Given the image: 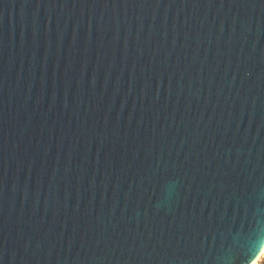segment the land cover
<instances>
[{"label": "water", "instance_id": "1", "mask_svg": "<svg viewBox=\"0 0 264 264\" xmlns=\"http://www.w3.org/2000/svg\"><path fill=\"white\" fill-rule=\"evenodd\" d=\"M264 0H0V264H253Z\"/></svg>", "mask_w": 264, "mask_h": 264}, {"label": "rangeland", "instance_id": "2", "mask_svg": "<svg viewBox=\"0 0 264 264\" xmlns=\"http://www.w3.org/2000/svg\"><path fill=\"white\" fill-rule=\"evenodd\" d=\"M254 264H264V252Z\"/></svg>", "mask_w": 264, "mask_h": 264}, {"label": "bare ground", "instance_id": "3", "mask_svg": "<svg viewBox=\"0 0 264 264\" xmlns=\"http://www.w3.org/2000/svg\"><path fill=\"white\" fill-rule=\"evenodd\" d=\"M263 252H264V250L262 251V253H263ZM260 256H261V255H260ZM254 263H255V262H254ZM254 263H253V264H254Z\"/></svg>", "mask_w": 264, "mask_h": 264}]
</instances>
